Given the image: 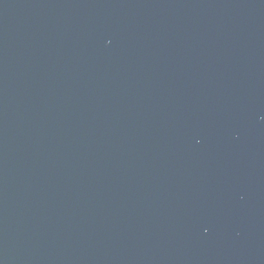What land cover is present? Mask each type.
<instances>
[{
	"label": "water",
	"instance_id": "95a60500",
	"mask_svg": "<svg viewBox=\"0 0 264 264\" xmlns=\"http://www.w3.org/2000/svg\"><path fill=\"white\" fill-rule=\"evenodd\" d=\"M0 264H264V0H0Z\"/></svg>",
	"mask_w": 264,
	"mask_h": 264
}]
</instances>
